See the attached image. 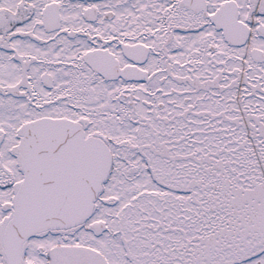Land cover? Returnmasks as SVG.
<instances>
[{"label": "snow or ice", "instance_id": "snow-or-ice-1", "mask_svg": "<svg viewBox=\"0 0 264 264\" xmlns=\"http://www.w3.org/2000/svg\"><path fill=\"white\" fill-rule=\"evenodd\" d=\"M0 264H264V0H0Z\"/></svg>", "mask_w": 264, "mask_h": 264}]
</instances>
